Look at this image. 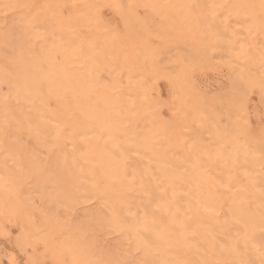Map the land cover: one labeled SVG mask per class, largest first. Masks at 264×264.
<instances>
[{
  "label": "bare ground",
  "instance_id": "6f19581e",
  "mask_svg": "<svg viewBox=\"0 0 264 264\" xmlns=\"http://www.w3.org/2000/svg\"><path fill=\"white\" fill-rule=\"evenodd\" d=\"M230 1L229 12H241V24L235 31H225V25L211 19L212 12L220 11L221 0H0V12L16 14L12 21L0 20V56L12 66L7 70L0 65V215L20 216L26 236L30 212L48 207L42 213L37 209L35 216L42 214L43 220L41 216L37 219L56 235L65 224L52 205L72 206L96 198L110 214L108 224L139 245H162L158 259L173 264L213 258L197 242L213 244L214 236L221 238L225 233L236 238L243 231L241 226L250 240L264 237L260 232L264 205L258 196L264 190L260 136L249 134L234 113H227V122L220 124L223 115L216 114L212 103H204L190 78L197 58L184 51L168 55V44L162 38L152 48L149 39L162 28L151 30L144 23L156 14L175 33L195 39L202 58L224 55L230 59L232 76L222 106L248 92L250 85L261 92L264 84V77L253 73L257 67L264 72V0ZM172 14L175 23L169 21ZM250 21L261 30L263 42L248 44ZM116 22L121 23L120 33L112 27ZM234 34L246 37H240L245 43L237 44ZM216 42L222 45H213ZM160 77L172 81L173 125L164 123L144 98V92ZM13 84L21 90L10 97ZM50 96L58 102L69 97L72 113L52 110ZM133 117L145 119L143 133L133 124L125 125ZM24 138L47 153L56 150L41 163L40 155ZM164 145L177 155L168 158ZM242 145L249 149H241ZM76 149L82 160L75 158ZM22 153L20 162L15 157ZM143 154L151 155L154 171L149 170ZM67 163L74 166L73 174L63 173ZM28 177L35 178L36 201L45 203L44 209L35 208L31 193L20 195L23 185L19 181L27 182ZM115 205L120 207L118 213ZM125 207L140 210L141 226L125 228L120 218ZM160 211L168 214L165 225H160ZM146 213L155 217L154 231H142L139 236ZM85 216L102 220L96 210ZM85 224L75 225V233L61 241L54 258L62 264L115 260L113 254L93 260L88 256L81 242ZM241 251L240 259L257 260L250 241L245 251L241 239Z\"/></svg>",
  "mask_w": 264,
  "mask_h": 264
},
{
  "label": "rangeland",
  "instance_id": "374dc122",
  "mask_svg": "<svg viewBox=\"0 0 264 264\" xmlns=\"http://www.w3.org/2000/svg\"><path fill=\"white\" fill-rule=\"evenodd\" d=\"M190 1L195 3L197 2V0ZM217 7L220 11L212 12L210 14L211 19L213 21L216 20L223 25H225V20L227 19L230 22L229 28L235 31L239 24H241L237 23V21L240 22L238 16L241 15V12H238L236 14L229 12L232 7V2L230 0H221ZM219 12L220 14H217ZM151 16L152 19H146V21L144 20L145 25L148 26V28L151 30H154V28L157 27L162 28L152 33L153 35H156L149 39L151 47L155 48L156 46H159L161 44L160 39L162 38L163 42H166L168 44V55L172 56L177 51H184L188 54L190 53L193 57L197 58L196 63L193 65L189 72L190 78L194 83L196 92H198L204 99V103H212L213 109H215L216 114L223 115V117L220 118L219 121L220 124L224 125L227 122V113H229L231 109V100H229L228 103H224L222 106L220 105V101L223 99L222 96H224V94L228 92L230 85V77L232 76L229 69V63H231L229 62L230 59L228 57H224V55L214 56L212 58L207 57L206 59L202 58L201 48L198 42L195 41V39H193L189 34H184L181 36L179 35V33H175L172 29H169V27L165 25L161 17L156 14H153ZM15 17L16 14L14 15L8 11L0 12V20H2V23L12 21L15 19ZM169 21H172L173 23L176 22L174 14H172ZM249 23H251L248 28L250 33V39L248 37L246 39L248 44L251 45L255 44L256 42H263L260 38L261 30L258 29L257 24L253 21H250ZM112 27H114L119 33L120 31H122V26L120 22L114 23ZM240 37L246 38L243 35L234 34V38L235 40H237L236 43H245V41H243ZM216 43L217 44L214 43L213 45H222H220L219 42ZM0 65L1 67L6 68L7 70H12V66L5 60L3 56H0ZM167 68L168 71L172 69V67H170L169 65L167 66ZM253 73L264 77V72L259 71L258 67L253 69ZM172 87V81H170V79L160 77L157 78L156 82L149 86L148 89L144 92L145 101L155 110H157L159 115L161 116L162 121L169 125H173L175 120V115L173 114V111L170 110ZM20 90V85L13 84L10 92L8 93V96H18L20 94ZM1 91L2 88L0 87V92ZM247 91L249 97V107L252 111L251 123L253 125V128L255 129L254 134L251 135L259 136V122L256 119V112L259 111L261 108V99L259 100L261 92L259 90V87L255 85H250L249 87H247ZM49 103L51 104L52 110L57 111L58 113H72V105L69 97H67L61 102H58L50 96ZM226 110L228 112H225ZM50 121L53 122L52 118H50ZM144 122L145 119L142 117H133L130 121L126 122L125 125L127 127H130V125L133 124L139 132L143 133V131L145 130L142 127ZM191 130L194 133H198V131L195 129L191 128ZM174 136L175 133L170 138L173 141L176 140L174 139ZM165 139L166 138H164L163 141ZM23 142L27 144L30 149L36 151L38 155H40L39 161L44 164L50 159L49 157L51 156V152L56 150V147H54L52 151L47 153L44 148L34 146L26 138L23 139ZM149 142L152 143L151 140ZM67 146L68 149L72 151V146L69 142H67ZM248 147V145H242L241 149H249ZM229 148L230 146H228V149ZM163 151L168 155V158L177 155L175 154V152L170 151L168 146L166 145L163 146ZM73 153L76 159L82 160L80 153L77 149L74 150ZM143 155H145V161L149 163V170L154 171L151 155ZM15 158L20 159L21 162L24 159V154L22 153L21 156L17 154V157ZM129 161V159L125 160V162L128 163V166L131 164V162ZM73 172L74 166L70 163H67L65 166V170H63V173L70 175L73 174ZM26 181L27 182L19 181L20 187L21 185H23V187L19 189V191L21 192L20 195L23 193H27L26 195L28 196V193H31L30 195H33L34 197L32 198V196H29V198L33 199H31V201L35 200L34 202L36 205V196L38 195V193L33 190V187L36 182L35 178L28 177ZM185 191L188 192L187 187ZM258 196L259 198H261V201L264 205V195H262V193H258ZM246 201L247 205L251 206V202L247 198ZM40 202L41 201L38 200L36 207H34L37 208L38 206L40 208V206H43L44 209V205L46 206V204ZM52 207L63 220L61 222L65 224V229L62 230L63 232L58 233L56 235L48 232V230L44 227L41 221H39L40 219L43 220L42 214L38 215L39 217L41 216L40 219L36 215L39 220L35 216L38 211L39 213H42L43 211L48 209V207L45 210L42 209L43 211H40L41 209L39 210L37 208L38 211L36 209V211L34 210L30 212L29 215L32 216H30V219H32L31 222H29L30 233L26 236H24L22 232V226L24 225V221L20 216L16 215L11 217H5L0 215V264H62L54 258L53 252L55 250H58L61 241L68 235V233H75V225H78L80 221L86 222L84 228L82 229L83 236H81V242L85 245L84 248L86 249L88 256L92 260L98 259L99 257L106 258L110 254H113V257L115 259L120 260H146L149 262L161 261V259H158L157 254L163 248L162 245L159 246L157 244H152L150 247H146L144 244L139 245L138 243L132 242V240L128 238L122 230L108 224L107 221L109 219L110 214L107 213L103 205L99 201H97L96 198H91V200H88L87 202L74 204L72 206L58 203L57 205H52ZM52 207L49 206V208H51L50 211L52 210ZM91 210L98 211L102 217V220L96 221V219L94 218H91V220L87 219L88 216L85 215L88 211ZM114 211L115 213H118L120 211V207L118 205H115ZM139 211V209L133 207H125V210L122 212L120 217L123 221L125 228L132 227L134 224L141 226L142 217ZM160 212V225H165L168 222V214L164 211ZM184 213L188 215V212L184 211ZM36 220L39 222H37ZM138 229V235H143L142 230L140 228ZM257 241H259V243ZM257 241L250 240V243L254 245L256 252L255 258L258 260L260 249L264 247V237ZM197 244L202 247L205 253L206 251L210 253V257H213L211 259H231L229 255L223 256L219 252H217L214 249L213 244H210L209 242L202 244L197 242ZM148 249L151 250V252H148Z\"/></svg>",
  "mask_w": 264,
  "mask_h": 264
},
{
  "label": "snow or ice",
  "instance_id": "6c2138e0",
  "mask_svg": "<svg viewBox=\"0 0 264 264\" xmlns=\"http://www.w3.org/2000/svg\"><path fill=\"white\" fill-rule=\"evenodd\" d=\"M7 7V6H5ZM100 7H113L111 5H102ZM115 7H122V5H117ZM262 7H264V3H262ZM237 23H239L237 21ZM230 27V22L226 19L225 20V31H228ZM231 109H230V116L234 113L238 120H243L246 131L249 134H254L255 129L251 123V116L252 111L249 107V97L248 93L244 92L241 93L239 96L234 97L231 101ZM256 119L258 120V128H259V136L261 143L264 144V84L261 86V108L259 111L256 112ZM264 155V152H262ZM163 195V194H162ZM184 195H188V193H184ZM262 195H264V190H262ZM162 199V197H160ZM159 208V205H158ZM208 212H214L212 208L205 209ZM218 217L219 213H215ZM261 219L264 221V212L261 213ZM156 223L154 215L149 218L148 214H145L143 219V226L142 231L145 233L153 232L154 225ZM239 223V221H237ZM243 231L240 235L236 238H232L228 236L226 233L221 238H217L216 236L213 237V247L217 248L219 252L224 253L227 252L232 259H207V260H198V261H189V260H182L175 262V264H264V247L260 249L259 259H240L239 257L242 255L241 251V239L243 240V248L246 251L250 241V235L247 229L244 226H241ZM260 232L264 235V223H262L260 227ZM105 264H173V262L161 260L158 262H149L146 260H120L115 259L111 261L105 262Z\"/></svg>",
  "mask_w": 264,
  "mask_h": 264
}]
</instances>
